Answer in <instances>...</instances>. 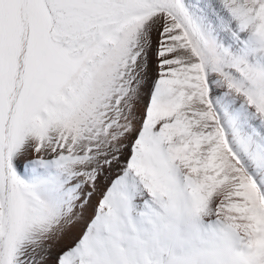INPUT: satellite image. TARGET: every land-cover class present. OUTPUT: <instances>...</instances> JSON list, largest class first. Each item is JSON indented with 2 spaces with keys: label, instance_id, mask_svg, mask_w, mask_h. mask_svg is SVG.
I'll use <instances>...</instances> for the list:
<instances>
[{
  "label": "bare ground",
  "instance_id": "obj_1",
  "mask_svg": "<svg viewBox=\"0 0 264 264\" xmlns=\"http://www.w3.org/2000/svg\"><path fill=\"white\" fill-rule=\"evenodd\" d=\"M0 264H264V0H0Z\"/></svg>",
  "mask_w": 264,
  "mask_h": 264
}]
</instances>
